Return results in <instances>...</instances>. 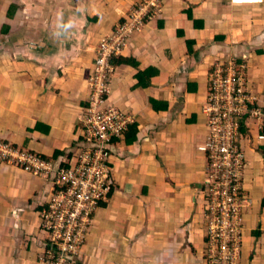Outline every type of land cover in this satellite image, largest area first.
I'll use <instances>...</instances> for the list:
<instances>
[{
  "label": "crops",
  "instance_id": "crops-1",
  "mask_svg": "<svg viewBox=\"0 0 264 264\" xmlns=\"http://www.w3.org/2000/svg\"><path fill=\"white\" fill-rule=\"evenodd\" d=\"M60 1L0 0V139L72 165L95 49L136 0ZM162 5V20L131 36L126 64L114 67L107 101L132 123L109 145L110 194L92 214L78 264H201L204 158L196 147L210 65H243L264 108V0ZM256 132L240 136L250 201L240 264H264V138ZM52 190L53 178L0 164V264H37Z\"/></svg>",
  "mask_w": 264,
  "mask_h": 264
},
{
  "label": "built area",
  "instance_id": "built-area-1",
  "mask_svg": "<svg viewBox=\"0 0 264 264\" xmlns=\"http://www.w3.org/2000/svg\"><path fill=\"white\" fill-rule=\"evenodd\" d=\"M161 4L162 0H138L128 18L100 38L95 67L86 82L88 105L78 119L81 140L72 165L67 158L59 162L44 159L0 139V164L35 177L53 178L50 200L41 211L46 241L37 264H78L77 255L97 202L107 200L110 142L122 137L132 123L131 116L121 114L107 101L114 73L110 60L119 57L130 37L160 13ZM207 78L201 110L205 136L196 147L204 158L201 264H240L244 212L250 205L241 180L245 159L240 136L241 130L254 129L256 140L264 138V108L245 88L243 65L228 60L213 62Z\"/></svg>",
  "mask_w": 264,
  "mask_h": 264
},
{
  "label": "trees",
  "instance_id": "trees-1",
  "mask_svg": "<svg viewBox=\"0 0 264 264\" xmlns=\"http://www.w3.org/2000/svg\"><path fill=\"white\" fill-rule=\"evenodd\" d=\"M163 6V5H162ZM181 11L183 12L184 10H182L181 9ZM188 11V10H187ZM185 13V12H184ZM186 15H185V17H189V15H188V13L186 12L185 13ZM161 16H162V8H161V12L154 18V20H155V22H157V21H161L162 20V18H161ZM189 19V18H188ZM163 24V23H162ZM127 48V47H126ZM125 48V49H126ZM232 62H234L236 65H241V64H239V63H236L235 62V60H231ZM110 63H111V65L112 66H118V65H123V64H126L125 63V61H123V59H120V57H113L111 60H110ZM212 65H213V63H212ZM210 67H211V65H210ZM210 69V68H209ZM208 72H209V70H208ZM208 72H207V74H208ZM245 71H244V68H243V73H244ZM207 81H208V78H207ZM245 85V88L246 89H248L247 88V86H246V84H244ZM206 88H207V86H206ZM249 90V89H248ZM109 93H110V91H109ZM88 105V104H87ZM249 106V105H248ZM87 107V106H86ZM86 107L84 108V110L86 109ZM83 110V111H84ZM246 117H244V119H245ZM126 132V131H125ZM124 132V133H125ZM120 139V138H119ZM116 140H118V139H116ZM113 141H115V139H112L111 140V142L110 143H112ZM44 157V156H43ZM68 157H70V156H68ZM46 158H48L49 159V157H46ZM53 160H55L54 158H53ZM242 180V179H241ZM109 194H110V184H109V187H108V191H107V193H106V197H107V199H108V197H109ZM98 203V206L97 207H99V206H101V205H103L104 203L102 202V201H98L97 202ZM85 240V239H84ZM46 241V238H45V240H44V242ZM84 243V242H83Z\"/></svg>",
  "mask_w": 264,
  "mask_h": 264
},
{
  "label": "clouds",
  "instance_id": "clouds-1",
  "mask_svg": "<svg viewBox=\"0 0 264 264\" xmlns=\"http://www.w3.org/2000/svg\"><path fill=\"white\" fill-rule=\"evenodd\" d=\"M163 1H164V0H162V3H163ZM260 1H261V0H258V1L255 0V1H250V2H248V1H241V2H239V3H232V2L229 0V2H230L231 4H240V3H249V4H250V3H258V2H260ZM137 3H138V0H136V2L133 4V6L130 8V10H131V9H132ZM161 8H162V4H161ZM130 10H129L128 13L126 14V17H125V18H122V20H125V19L128 18V15L130 14ZM160 12H161V11H160ZM122 20H119L118 22H120V21H122ZM152 20H154V19H151V20H149V21H152ZM149 21H146V22H149ZM118 22H117V23H118ZM146 22H145V24H146ZM145 24H144V25H145ZM67 26L70 27V25H67ZM143 27H144V26H143ZM110 29H111V28H110ZM110 31H111V30H110ZM110 31H109V32H110ZM109 32H108V33H109ZM137 33H138V32H137ZM104 35H105V34H104ZM104 35H102V36H104ZM99 41H100V39H99ZM98 43H99V42H98ZM97 46H98V45H97ZM124 50H125V49H124ZM124 50H123V51H124ZM121 55H122V53H121ZM121 55H120V56H121ZM120 56H119V57H120ZM110 65H111V63H110ZM111 66H112V65H111ZM112 67H113V69H114V66H112ZM37 155H38V154H37ZM42 158H44V159H48V158H46V157H42ZM48 160H53V158H49ZM56 161L59 162V161H61V159H59V160L56 159ZM108 167H109V165H108ZM109 175H110V172H109ZM97 208H98V207H97ZM97 208H96V209H97ZM96 209H95V210H96ZM93 214H94V212H93ZM241 238H242V237H241ZM239 262H240V261H239Z\"/></svg>",
  "mask_w": 264,
  "mask_h": 264
},
{
  "label": "water",
  "instance_id": "water-1",
  "mask_svg": "<svg viewBox=\"0 0 264 264\" xmlns=\"http://www.w3.org/2000/svg\"><path fill=\"white\" fill-rule=\"evenodd\" d=\"M69 2H71L72 4H77L82 2L83 0H68ZM61 3H63V0L60 1Z\"/></svg>",
  "mask_w": 264,
  "mask_h": 264
},
{
  "label": "rangeland",
  "instance_id": "rangeland-1",
  "mask_svg": "<svg viewBox=\"0 0 264 264\" xmlns=\"http://www.w3.org/2000/svg\"><path fill=\"white\" fill-rule=\"evenodd\" d=\"M94 55H95V53H94ZM228 60V59H227ZM95 67V65H93L92 64V69ZM92 71V70H91ZM91 73V72H90ZM90 73H89V76H88V78L90 77ZM88 78H87V80H88ZM204 116V115H203ZM204 118H205V116H204ZM202 179H203V175H202Z\"/></svg>",
  "mask_w": 264,
  "mask_h": 264
}]
</instances>
